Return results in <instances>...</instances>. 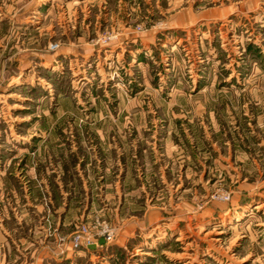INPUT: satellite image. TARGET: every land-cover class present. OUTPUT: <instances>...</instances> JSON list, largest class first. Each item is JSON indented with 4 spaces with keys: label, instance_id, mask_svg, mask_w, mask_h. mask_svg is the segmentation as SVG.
<instances>
[{
    "label": "rangeland",
    "instance_id": "374dc122",
    "mask_svg": "<svg viewBox=\"0 0 264 264\" xmlns=\"http://www.w3.org/2000/svg\"><path fill=\"white\" fill-rule=\"evenodd\" d=\"M0 264H264V0H0Z\"/></svg>",
    "mask_w": 264,
    "mask_h": 264
},
{
    "label": "crops",
    "instance_id": "0c3cea01",
    "mask_svg": "<svg viewBox=\"0 0 264 264\" xmlns=\"http://www.w3.org/2000/svg\"><path fill=\"white\" fill-rule=\"evenodd\" d=\"M116 126H117L118 129H120V125H116ZM110 171L111 170L109 168L105 169V172L107 174L110 173ZM1 175H4V173H1ZM58 186L60 188L61 195L62 194L66 195L67 193L64 190L62 182H58ZM12 189L13 188H11L9 190V192H8V195H10V197H11L8 204L11 203L12 205L15 204L16 206H19L18 205L19 204V200H17L19 198L18 190H12ZM75 194L77 195V193H75ZM13 197L16 198V201H13ZM77 199H78L77 197H74V200L72 199L71 200L72 202L70 204H68L67 201H64L58 207V209H57L58 213L60 211H62V212H60L62 214V216L59 217L62 220V226L67 227L68 225H70V223H71L70 220H74V221L78 220L77 214H76L77 210L75 211V209L77 208L76 205H75ZM1 201H2V199H1ZM26 201H27V205L29 204L31 207H34L35 209L38 207V205H39L38 203H40V196H39V194L36 193L35 187H32V191L30 192V195L27 197ZM40 206H41V204H40ZM65 210H66V213L64 212ZM71 213H75V216L73 215L71 217ZM47 249H48V255L49 256H52L55 259H59L60 258V256L58 254H56V252L53 251L49 246L47 247ZM87 251L89 252L90 250H87ZM91 251L95 252V250H91ZM91 251L89 253H91Z\"/></svg>",
    "mask_w": 264,
    "mask_h": 264
},
{
    "label": "built area",
    "instance_id": "2783aa9c",
    "mask_svg": "<svg viewBox=\"0 0 264 264\" xmlns=\"http://www.w3.org/2000/svg\"><path fill=\"white\" fill-rule=\"evenodd\" d=\"M118 36L112 35V36H105L98 39L97 43H107V41H111L113 39H116ZM59 48L58 44H51L50 49L56 50ZM229 198L227 197L226 200ZM104 237L107 241L111 240V237L113 236V231H110L108 229H102L99 232H93L90 227L87 225H82L80 228H78L77 231H75L70 239V246L74 250H79L81 248L90 249L91 246L96 245L98 246V239L96 237ZM60 242L62 245L65 246V238L60 237ZM62 251H65V248H61Z\"/></svg>",
    "mask_w": 264,
    "mask_h": 264
},
{
    "label": "water",
    "instance_id": "95a60500",
    "mask_svg": "<svg viewBox=\"0 0 264 264\" xmlns=\"http://www.w3.org/2000/svg\"><path fill=\"white\" fill-rule=\"evenodd\" d=\"M105 242H106L105 239H101V240L99 241V244H100V245H103V244H105ZM96 248H97L96 245H93V246L90 247V249H92V250H94V249H96Z\"/></svg>",
    "mask_w": 264,
    "mask_h": 264
},
{
    "label": "trees",
    "instance_id": "16d2710c",
    "mask_svg": "<svg viewBox=\"0 0 264 264\" xmlns=\"http://www.w3.org/2000/svg\"><path fill=\"white\" fill-rule=\"evenodd\" d=\"M90 250H92V249H90Z\"/></svg>",
    "mask_w": 264,
    "mask_h": 264
}]
</instances>
